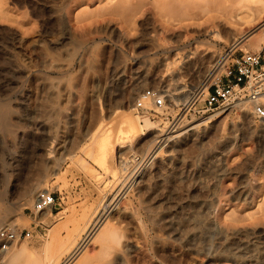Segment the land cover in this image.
<instances>
[{
  "label": "rangeland",
  "instance_id": "374dc122",
  "mask_svg": "<svg viewBox=\"0 0 264 264\" xmlns=\"http://www.w3.org/2000/svg\"><path fill=\"white\" fill-rule=\"evenodd\" d=\"M229 1L0 0V209H9L0 225L31 231L0 251V264H91L88 259L98 253L91 236L101 221H111L109 210L118 203L143 221L139 226L114 216L108 226L123 231L121 240L127 233L125 238L133 235L144 244L148 255L132 253L129 264H193L182 255L186 251L196 264H233L227 241L253 244L251 229L264 246V118L242 112L238 104L248 101L242 92L213 110L201 100L195 106L200 113L186 111L191 97H166L162 109L138 112L141 123L143 117L151 123L146 137L159 130L163 140L116 153L109 166L97 156L98 133L113 127L119 111L134 107L146 89L166 95L168 85L175 93L177 86L193 85L197 94L225 73L220 65L240 29L233 22L240 2ZM216 22L223 24L218 32L199 35ZM263 45L264 36L256 49L245 47L256 52ZM215 48L219 54L208 62ZM195 49L199 54L189 53ZM241 50L236 46L233 54ZM198 121L200 126L185 128ZM90 133L98 139L93 146ZM44 189L54 192L56 205L35 228L30 210ZM151 208L154 214L147 212ZM195 208L203 217L187 222ZM208 218L248 230L226 236L211 227L200 233ZM153 237L177 249L152 247ZM18 250L24 253L15 257ZM75 251L77 261L65 263ZM261 253L257 260L264 263V248Z\"/></svg>",
  "mask_w": 264,
  "mask_h": 264
},
{
  "label": "bare ground",
  "instance_id": "6f19581e",
  "mask_svg": "<svg viewBox=\"0 0 264 264\" xmlns=\"http://www.w3.org/2000/svg\"><path fill=\"white\" fill-rule=\"evenodd\" d=\"M223 1H227V0H223ZM233 0L229 1L231 2L230 5L232 6ZM235 1H238V3L240 2V4L238 5V7L234 10L235 11V16L233 17V22L236 23L234 25H240V29L238 32H235L233 34V36L231 37L230 41H229V45L231 46V48L228 50L229 52L231 51V49L233 50L234 47L236 46H239V47H242L246 52H247V47L245 46H249L250 44L253 46L254 49L257 48L258 44H259V41H261V38L264 36V0H252L251 4L250 2H246V3H243L247 0H234ZM243 1V2H242ZM251 1V0H249ZM229 6V5H228ZM233 24V23H232ZM221 23H212L211 27L209 29H206L204 32H200L199 35H203V36H208L209 33H210V30H215V32H218L221 28ZM220 33H217V35H219ZM22 40V39H21ZM30 41V40H29ZM200 41V40H198ZM22 42V41H20ZM24 43H27V42H23ZM234 46V47H233ZM233 47V48H232ZM197 49H195V51H189V53H193V54H197L198 53V50L196 52ZM210 51V50H209ZM219 51V50H218ZM217 51V49H212L209 53V59L207 60L208 62H210L212 60V58H214L217 54H219ZM199 54V53H198ZM200 56V55H199ZM202 57V56H201ZM25 66V65H24ZM209 66V65H208ZM26 67V66H25ZM169 84V83H168ZM199 85V84H198ZM168 89H167V94H166V97L167 99H169L170 101L171 100H177V99H187L188 97H192V94L196 91L197 89V86H191V89H188L186 87V85H183V86H177L178 88V92L176 91V93L174 91H172L171 87L168 85L167 86ZM176 87V86H175ZM174 89V88H173ZM176 90V89H175ZM194 95V94H193ZM242 98V97H241ZM175 103V101H174ZM239 107L243 110L242 112H246V113H252V107H251V104L249 101H243L241 103L238 104ZM164 107V106H163ZM163 107H161L160 109H162ZM1 109V108H0ZM1 111V110H0ZM2 114V112L0 113ZM216 114V113H215ZM5 115V114H4ZM146 114H142L141 116H144ZM249 116V115H248ZM179 119V118H178ZM102 120V119H101ZM7 121V120H6ZM102 121H105V120H102ZM102 121H98V122H101ZM181 122V120H180ZM100 124V123H98ZM200 124V121L196 122V123H191V124H187L185 125V128H188L186 126H192L193 128L196 127L197 125ZM205 125V123H204ZM101 126V124H100ZM108 126V125H107ZM200 126V125H199ZM111 127V126H110ZM151 123L149 122V120L147 118H144L143 117V123H141V117L139 116V113L136 111V109L134 107H130V106H126V108H123L119 111V113L116 115V123L113 127H111L110 129H107L105 132H103L101 134L98 133L99 135L97 136L96 134L94 135L93 133H90L89 134V140H90V143L92 144V142L100 137V140L99 142H96L98 141V139H96V145H98V147L96 146L97 148V156H98V159L101 161V163L103 165H106V166H109L110 165V160L112 159L113 155H115L116 153H121L122 152H127V151H131V149L133 147H136L139 148L142 146V148H144L143 146H146L145 148H152L153 147V144L156 143V139L157 138H160L161 135H159V130L158 131H152L151 133H148L151 129ZM206 127V126H205ZM99 128V127H98ZM97 127L95 128L96 130L98 129ZM184 129V127H182ZM181 128V129H182ZM191 128V129H193ZM148 130L147 134V137H146V132L144 130ZM95 130V131H96ZM99 130V129H98ZM97 130V131H98ZM94 131V132H95ZM93 132V131H92ZM193 132V131H192ZM256 132V131H255ZM180 133V132H179ZM252 133V132H251ZM164 134V133H163ZM177 135V134H176ZM175 135V136H176ZM97 136V137H96ZM145 136V137H144ZM163 136H161V139L158 140V141H161L163 140ZM195 136V135H194ZM96 137V138H95ZM170 137L169 136H165V140H169ZM155 141V142H154ZM95 142H93L95 144ZM154 142V143H153ZM89 143V145H90ZM98 143V144H97ZM153 143V144H152ZM47 145V144H46ZM45 145V146H46ZM44 146V145H43ZM48 146V145H47ZM93 146V144H92ZM152 146V147H151ZM48 149V147L46 148ZM43 150L45 151V148H43ZM49 150V149H48ZM124 150V151H123ZM146 150V149H145ZM149 150V149H148ZM151 150V149H150ZM149 150V151H150ZM153 150V149H152ZM156 150V149H155ZM147 151V153L149 152ZM42 152V151H41ZM146 152V151H145ZM156 152V151H155ZM146 153V154H147ZM44 155L47 154V152L43 153ZM40 155V154H39ZM41 159V158H40ZM44 159V158H43ZM39 161V160H38ZM124 161V164L127 162L125 160ZM44 163V162H42ZM37 164V163H36ZM39 166V164L37 165ZM31 171V170H30ZM144 178V177H143ZM140 179V178H139ZM147 179V178H146ZM141 182H143L144 180L140 179ZM138 180V181H140ZM148 180V179H147ZM146 180V181H147ZM168 182V181H167ZM139 183V182H138ZM150 183V182H149ZM140 184V183H139ZM142 184V183H141ZM143 185V184H142ZM148 185V183H147ZM149 187V186H148ZM146 191V190H145ZM147 192V191H146ZM241 195L244 196L245 198L248 197L249 198V191L246 190V189H241ZM243 197V198H244ZM253 198V197H251ZM143 199V197H142ZM151 199V198H150ZM143 202V201H142ZM145 202H148V201H144L143 205L144 204H147ZM153 204V203H152ZM149 205V204H148ZM262 209L264 210V195H263V200H262ZM151 206V205H150ZM149 206V208H150ZM153 206V205H152ZM146 207V206H144ZM193 207V206H192ZM109 209V208H108ZM142 209V208H141ZM155 209V208H154ZM154 209H150L149 211L147 212H151L152 210ZM145 210V209H144ZM148 210V209H147ZM157 210V209H156ZM193 211V209H191ZM189 210V211H191ZM130 210H128L124 205H121L120 203H118V205H116V207L112 210H109V213H110V216L112 217L111 221L112 220H115L113 217L114 216H122L124 218H126L125 220L127 219H132L133 220H136L135 219V215L132 213V212H135V211H131L129 212ZM155 211V210H154ZM9 212V209H0V218H4V216ZM153 212V211H152ZM151 212V213H152ZM200 212V211H199ZM198 210L196 211V208H195V211L193 213H191V215L189 217H187V222H192V221H196L198 222L199 221V217L202 218L203 216H201L202 214H199ZM49 214L52 213V212H48ZM107 213V214H109ZM145 213H146V210H145ZM144 213V214H145ZM44 214V213H42ZM41 214V215H42ZM106 214V215H107ZM154 214V212H153ZM160 214V213H159ZM151 215V214H150ZM189 215V214H188ZM152 216V215H151ZM228 216H230V214H228ZM234 215L231 214V217H233ZM236 216V215H235ZM238 216V215H237ZM244 216V215H243ZM118 218V217H117ZM153 220L155 219V217H153ZM150 218V219H152ZM183 218V219H184ZM230 218V217H229ZM235 218V221L237 220H240V217H233ZM232 218V219H233ZM108 218H105L103 221L100 222V224L97 226V228L95 229L94 233L92 234L91 236V239L94 240L95 242L98 241V253L96 254L97 256L95 258H89L88 260L90 262H92L91 264H93V262L95 264H118V263H123V264H129V263H126V262H130L132 261L130 259V256L132 255V253L136 256H139L140 258H144V254L148 253V252H144L142 247H144V244L143 246L141 247V244L137 243L139 241L135 240V236L133 237L134 241L132 240V236H131V239L130 237H124L127 235L124 234L123 235V239L121 240V230L120 233H118V230H115V229H118L117 227L116 228H108V226H111L110 225V222H108ZM119 220L123 219L121 217L118 218ZM117 219V220H118ZM148 220H150L148 217H147ZM165 219V218H164ZM167 219V218H166ZM138 220H140V218H138ZM138 220L137 223H138ZM162 220V219H161ZM160 220V221H161ZM158 222V220H155ZM171 221V220H170ZM235 221H234V224H235ZM141 222L140 224H142V220L139 221ZM150 223H155L154 221L150 220L149 221ZM163 222V220H162ZM173 222V220H172ZM186 222V223H187ZM194 222V223H196ZM204 227L201 228L200 230H198L200 233H205L207 234L206 232H208V230L211 228V227H215L220 233H223L227 236V233L231 234L232 232H239L241 230H245L247 228H243V227H237V225H233V222H231L229 225L230 227L227 225L226 226H221L220 224H217L215 223V219H206V221H204ZM107 223H109L107 225ZM120 223V222H119ZM184 223H185V220H184ZM185 223V224H186ZM203 223V222H202ZM131 224V222H130ZM133 224V222H132ZM135 224V223H134ZM139 224V223H138ZM139 224V226H140ZM174 224V223H173ZM189 224V223H187ZM198 224V223H197ZM217 224V225H216ZM117 225V224H116ZM155 225V224H154ZM169 225H171L169 223ZM177 225H183V224H177ZM191 225V224H190ZM195 226V224H193ZM191 225V226H193ZM138 225H136L137 227ZM177 227L175 228L173 226V228L176 230V232L179 231V229H181L180 227ZM197 226V225H196ZM115 227V226H114ZM134 228V225L132 226ZM131 227V228H132ZM135 227V228H136ZM142 228H145L144 226H141ZM182 227V226H181ZM121 228V227H120ZM179 228V229H178ZM183 228V227H182ZM138 229V228H137ZM137 229L135 230L137 232ZM190 229H192V227H190ZM194 229V227H193ZM195 229H197L195 227ZM194 229V230H195ZM188 230V228H187ZM186 230V231H187ZM248 230V229H247ZM130 231V230H129ZM132 231V230H131ZM130 231V232H131ZM139 231V229H138ZM146 231V230H145ZM231 231V232H230ZM129 232V233H130ZM140 234L139 235H144V231L140 230L139 231ZM183 233L184 230L182 231ZM190 232V231H188ZM187 232V233H188ZM197 232V231H196ZM242 233L241 234H245L243 233V231H241ZM250 234L253 235V238L254 241L253 244L252 243H249V242H242V243H229L227 241V243L231 246V251L233 253V257H234V263L233 264H264V263H261L259 262L257 259L259 257V254L261 255V251L263 250L264 246L261 247L262 245V242L259 243L257 242V238H259L258 236H254V231L253 229L249 230ZM261 232V231H260ZM134 233V232H132ZM179 233V232H178ZM262 234V238H263V241H264V229L262 230L261 232ZM182 234V233H181ZM228 234V235H229ZM236 234V233H235ZM129 235V234H128ZM142 235V237H143ZM147 235V234H146ZM144 235V236H146ZM191 235V233H190ZM239 235V234H238ZM130 236V235H129ZM138 238V237H136ZM146 238V237H144ZM191 238V237H189ZM154 239V237L152 238ZM159 239V238H157ZM162 239V238H161ZM182 239V238H181ZM199 239V237H198ZM143 239H141L140 241H142ZM166 240V239H165ZM197 240V239H196ZM137 241V242H135ZM144 241V240H143ZM153 241V240H152ZM167 242H169L168 240H166ZM187 241V240H185ZM193 241V240H192ZM146 242V241H145ZM143 242V243H145ZM151 242V241H150ZM154 246L152 247H155V248H158L159 250L160 249H168L169 251L168 252H175V248L172 247L173 245H169L168 243H165L164 240H158L156 241V238L154 239ZM188 242V241H187ZM238 242V241H236ZM256 242V243H255ZM152 243V242H151ZM150 243V246L153 245ZM171 243V242H170ZM198 243V242H197ZM197 243L195 242V244L197 245ZM174 244V243H173ZM175 245V244H174ZM196 245H193L192 247H189V248H196L195 246ZM177 246V245H176ZM198 246V245H197ZM145 248V247H144ZM151 248V247H150ZM188 248V250L190 251V249ZM154 249V248H153ZM157 249V250H158ZM191 249V250H192ZM198 249V247L196 248ZM195 249V250H196ZM152 250V249H151ZM150 250V251H151ZM186 250V249H185ZM144 254H143V252ZM194 251V250H193ZM191 251V252H193ZM157 252V251H156ZM160 252V251H159ZM164 252V251H163ZM24 251L23 250H18L15 252V257L18 256V255H23ZM166 253V252H165ZM32 255V254H31ZM30 255V256H31ZM79 251H75V252H71V255L68 257V259L66 260L65 263H74V261L79 257ZM95 255V254H94ZM133 255V256H134ZM148 255V254H147ZM146 255V256H147ZM182 255L186 256L190 261L191 263L193 264H196L198 263V259L196 257H194L192 255V253L186 251V252H182ZM29 256V254H28ZM33 256V255H32ZM145 256V257H146ZM27 257V256H26ZM31 257H29L30 259ZM34 258V256H33ZM32 258V259H33ZM261 258V256H260ZM28 259V260H29ZM35 259V258H34ZM83 259V257H82ZM130 259V260H128ZM146 259V258H145ZM263 259V258H261ZM260 259V261H261ZM135 260H138L137 258ZM141 260V259H140ZM77 261V260H76ZM264 261V260H263ZM30 262L27 261L25 264H29ZM132 263V262H131ZM86 264V263H85ZM220 264H225V263H220Z\"/></svg>",
  "mask_w": 264,
  "mask_h": 264
},
{
  "label": "built area",
  "instance_id": "2783aa9c",
  "mask_svg": "<svg viewBox=\"0 0 264 264\" xmlns=\"http://www.w3.org/2000/svg\"><path fill=\"white\" fill-rule=\"evenodd\" d=\"M230 57L233 61L227 64ZM220 66L225 73L194 94L185 104L186 111L202 112L200 109H195L196 104L201 100H203L206 110L216 109L228 102L234 95L242 92L251 104L252 114L257 118H264V45L259 51L241 50L237 55H234L232 50L222 60ZM134 104L137 112L145 114L165 106L166 95L159 89H146ZM55 205L56 196L53 191L44 189L37 192L30 210L35 228L41 223V214L53 212ZM30 236L29 229L17 231L6 225H0V251H6L21 237L28 238Z\"/></svg>",
  "mask_w": 264,
  "mask_h": 264
}]
</instances>
